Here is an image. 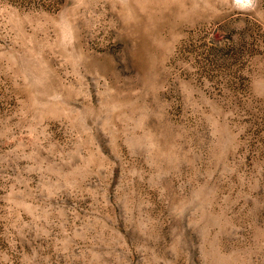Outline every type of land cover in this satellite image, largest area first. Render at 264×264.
Returning a JSON list of instances; mask_svg holds the SVG:
<instances>
[{
	"label": "rangeland",
	"instance_id": "374dc122",
	"mask_svg": "<svg viewBox=\"0 0 264 264\" xmlns=\"http://www.w3.org/2000/svg\"><path fill=\"white\" fill-rule=\"evenodd\" d=\"M0 264H264V0H0Z\"/></svg>",
	"mask_w": 264,
	"mask_h": 264
},
{
	"label": "snow or ice",
	"instance_id": "6c2138e0",
	"mask_svg": "<svg viewBox=\"0 0 264 264\" xmlns=\"http://www.w3.org/2000/svg\"><path fill=\"white\" fill-rule=\"evenodd\" d=\"M238 2H240V0H238ZM245 2H248V0H245Z\"/></svg>",
	"mask_w": 264,
	"mask_h": 264
}]
</instances>
